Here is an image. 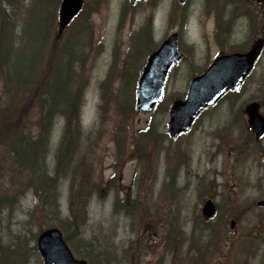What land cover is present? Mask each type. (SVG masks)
Instances as JSON below:
<instances>
[{"label":"rangeland","instance_id":"1","mask_svg":"<svg viewBox=\"0 0 264 264\" xmlns=\"http://www.w3.org/2000/svg\"><path fill=\"white\" fill-rule=\"evenodd\" d=\"M21 1L20 6H15L0 0V7L6 10L7 19L14 22L16 35L26 39L28 20L33 23L36 19L27 34L32 35L34 53L39 55V49L46 44L40 39L48 30L46 18L50 16L47 11L36 16L32 5L37 0ZM188 1L185 7L178 6V0H147L136 6H131L129 0H85L83 11L63 36L62 42L70 37L72 43L73 52L68 49L67 55L75 77L76 99L83 101V109L81 123L74 125V137L81 143L80 157L73 161L57 186L59 210L61 218L70 214L72 172L79 166L85 170L92 160L89 178L97 188L83 231L85 238H95L103 249L108 247L110 262L104 264H193L196 241L206 243L198 247V256L205 255L209 261L206 264H264V208L256 206L264 198L261 164L264 140L254 144L247 137L240 138L239 127L231 122L229 109L231 104L260 95L264 57L241 93L225 97L221 107L209 110L200 118L196 126L199 124L203 130L195 128L172 141L168 135L169 107L176 98H185L193 72L207 67L220 51L239 47L235 41L224 42L223 37L213 40L204 28L210 13L216 18L213 27L218 19L221 24L225 22L224 3ZM44 2L55 9L51 16L55 35L59 9L54 3L56 0ZM89 8L92 9L89 11ZM249 8L254 12V22L262 26L263 7L250 4ZM188 9L193 10L195 20L183 33L180 43L184 60L171 72L162 104L152 113H139L135 109L136 78L152 49L153 43L147 39L154 41L153 49L158 47L167 36L166 27L169 32L179 30L183 18L189 17ZM232 13L230 10L229 14ZM240 23L245 30L249 20L244 17ZM141 34L144 37L147 34V39ZM52 39L50 36V44ZM16 40L18 47L20 37ZM51 57L50 53L45 62H50ZM64 65L59 63L60 68L65 69ZM17 66L27 72L21 59ZM61 77L58 78L61 84L69 80ZM58 98L54 103L60 107ZM12 99L13 94L7 95L5 82H1V108L5 105L2 103ZM13 103L15 107L18 101ZM64 125L65 120L61 119L54 127L47 152L40 157L46 171L54 169ZM148 126L157 128L151 138L145 135ZM218 130L221 131L217 133ZM8 162L9 155L0 146V168ZM0 189L9 190L14 198L19 196L11 175L4 169L0 170ZM127 194L135 202L132 213L125 212L121 206L115 208ZM208 195L215 197L219 208L213 220H204L200 214L202 200ZM14 210L4 206L0 209V241L6 252L2 256L0 251V260L4 257V264H43L36 240L46 228L48 211L33 191L23 192ZM229 210L236 218L237 232L228 231L230 221L225 216ZM216 228L220 234L213 238ZM210 240L215 244H210ZM237 248L241 249L239 254ZM245 250L247 253L242 255Z\"/></svg>","mask_w":264,"mask_h":264},{"label":"trees","instance_id":"2","mask_svg":"<svg viewBox=\"0 0 264 264\" xmlns=\"http://www.w3.org/2000/svg\"><path fill=\"white\" fill-rule=\"evenodd\" d=\"M4 1L15 6H20L22 3L21 0ZM39 4L40 8L37 0L36 4L32 5L36 16L42 15L48 10L50 12L49 19L48 16L46 18L48 30L40 39L46 44L39 49V55L34 53L35 46H33L34 40L31 39L32 35L27 34L28 28L34 23L28 20L25 29L27 39L22 35L18 36L14 22L7 19L6 10L0 7V83L5 82L7 95L13 94L12 102L2 103L5 104L4 108L0 106V146L9 155L8 164L0 170H7L19 193V196L14 198L9 190L0 189V193H2L0 209L4 206L15 211L18 201L23 197V192L25 194L27 191H33L42 207L48 211L49 219L46 228L60 227L76 253L88 258L91 264L109 263L110 251L108 247L103 249L104 247H101V243L95 238L84 237L83 225L88 219V207L97 188L93 180L90 181L89 178L90 167H92L89 162L85 170L84 167L79 166L72 172L74 179L71 183L69 196L70 214L61 218L59 197L56 191L65 172L69 171L73 161L80 157L81 143L76 136L74 137L76 134L74 125L76 127L79 121L82 101L78 102L76 99L70 61L64 65L66 72L63 67L60 68L58 65V60L70 59L67 53L72 51V43L69 40L61 43L57 35L53 34L54 25L51 24L53 22L51 20L54 11L53 5L46 6L44 0H40ZM91 9L89 8V11ZM85 19L89 24V20ZM85 27L88 25L86 24ZM50 36L53 37L51 51L49 49ZM17 37H20L21 42L18 47L16 46ZM68 49L71 50L67 52ZM50 53L51 63H46L45 60L49 58ZM19 59L27 68L26 73L17 66ZM39 64L41 65L39 66ZM61 76H66L69 80L61 84L58 82V78ZM58 96L60 97L58 98ZM55 98L60 101V107L54 103ZM13 101H18L15 107L12 105ZM56 112L58 113L56 114ZM59 114L67 118V123L56 152L54 169L49 172L41 163L40 157L47 152L51 143L55 118ZM155 134L156 130L152 126L145 131V135L149 138ZM126 196L123 203L117 202L116 206L117 208L121 206L126 209L127 213H132L135 202L128 199L130 194ZM1 245L0 241V251L2 256H5L6 252L2 250ZM0 261L1 264H4L3 257Z\"/></svg>","mask_w":264,"mask_h":264},{"label":"water","instance_id":"3","mask_svg":"<svg viewBox=\"0 0 264 264\" xmlns=\"http://www.w3.org/2000/svg\"><path fill=\"white\" fill-rule=\"evenodd\" d=\"M137 1L131 0V3L135 4ZM82 3L83 0L62 1L60 34L73 16L78 13ZM261 49L262 44L258 42L247 53L222 55L204 74L194 78L186 100H176L172 106L171 136L176 138L181 132L188 130L200 111L216 103L227 91L239 90ZM181 58L176 34L150 55L137 85V109L139 111L150 112L154 105L161 101L170 69ZM247 112L252 128L260 137L264 134V117L259 113V104H250ZM259 205L264 206V200ZM203 212L207 217L215 215L216 208L211 200L206 202ZM231 227H235V222H232ZM37 244L44 264H88L86 260H79L73 256L59 228H49L43 231L38 237Z\"/></svg>","mask_w":264,"mask_h":264},{"label":"flooded vegetation","instance_id":"4","mask_svg":"<svg viewBox=\"0 0 264 264\" xmlns=\"http://www.w3.org/2000/svg\"><path fill=\"white\" fill-rule=\"evenodd\" d=\"M243 2H244V0H236V4L238 6V9H242L241 14H239L240 10L238 13L235 12L232 14H228V16L225 18V22L223 24L218 23V24H216V26H214V27L212 26L211 29L213 32V38L214 39H219V36H220V37H223L224 42L229 43V42L235 41L239 45H242V51L245 52V51H248L256 41L262 40L264 42V23L260 27L257 26V24L254 22V12L249 8L250 4L251 5L256 4L258 6V8L263 7V9H264V0L256 1L257 3H254L251 0H246V2L248 3L247 6H244ZM244 8H246V9L244 10ZM244 12L247 14V20H249V23L247 25V28H245V30L243 29L242 24L240 23L241 15ZM238 40H240V41H238ZM240 43H242V44H240ZM263 57H264V50H263L262 56H260L258 58V61L256 62V67L252 71L251 75L248 77L245 86H247L248 82H250L255 70L259 68L260 61L263 60L262 59ZM259 89H260V86H259ZM223 103L224 102H221L218 105H216L215 107L219 108L222 106ZM240 103L239 104L234 103V104L229 105L230 114H231V122L232 123L236 122V124L238 125L240 138H246L247 137L248 139H251V138L255 137V135H254L251 127L249 126L248 116L246 114V107H247L248 103H244V102H240ZM215 107H213V108H215ZM213 108H211V109H213ZM211 109H209V110H211ZM209 110L204 111L200 118H203L204 115L207 114V112ZM234 115H236L235 118H234ZM198 125L196 126V124H195L193 129L198 128V131H201L204 129V128H199ZM220 129L224 130V128H220ZM221 130H218L217 133ZM263 158H264V154H263L262 162H261V164L264 166ZM253 236L258 237L257 234H253ZM263 243H264V240H263Z\"/></svg>","mask_w":264,"mask_h":264}]
</instances>
